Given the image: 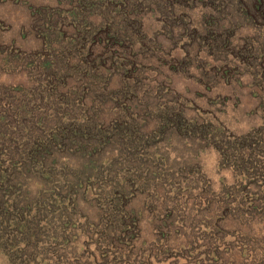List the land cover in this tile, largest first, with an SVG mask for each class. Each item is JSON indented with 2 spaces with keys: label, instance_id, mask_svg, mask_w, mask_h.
Returning a JSON list of instances; mask_svg holds the SVG:
<instances>
[{
  "label": "rangeland",
  "instance_id": "rangeland-1",
  "mask_svg": "<svg viewBox=\"0 0 264 264\" xmlns=\"http://www.w3.org/2000/svg\"><path fill=\"white\" fill-rule=\"evenodd\" d=\"M2 86L0 264H264V0H0Z\"/></svg>",
  "mask_w": 264,
  "mask_h": 264
},
{
  "label": "trees",
  "instance_id": "trees-1",
  "mask_svg": "<svg viewBox=\"0 0 264 264\" xmlns=\"http://www.w3.org/2000/svg\"><path fill=\"white\" fill-rule=\"evenodd\" d=\"M82 8V7H81ZM80 14V13H77ZM83 15V14H82ZM73 19L76 21L73 23V28H74V33L73 35V39H71V42H81L80 40H83L84 43L87 42V40L90 37V43L89 44H93L97 41V43H101L104 41H110L112 39L111 36L115 37L114 34L110 33L109 36L106 35V38H103L102 36H99V33H95V31L92 32L93 27H89L87 28V24L86 21L87 19L84 17H76V14H73ZM90 26H92V24H90ZM109 37V38H108ZM92 41V43H91ZM84 45V44H83ZM90 49H92V46H89ZM83 48V47H82ZM81 57L80 60L82 62H85L87 60V57L83 54L80 53ZM91 55V54H89ZM68 57V55H67ZM68 59V58H67ZM50 61L46 60L44 62V66L47 68H52V66L49 63ZM54 62V61H53ZM52 63V60H51ZM3 88V90H2ZM2 88H0L1 90V95H0V167L4 166V165H8L6 170L1 171L3 173H6L7 171H10V173H7L4 176H0V181L2 183L0 189H2V194L5 192H9L11 195H15L13 194L14 192V187H17V185L15 184H11L12 181L9 182V184L6 183V181L11 180V174H16V173H22L23 171H28L30 169H33V173H35L38 178H42L41 182L45 183L47 182V180H51L54 181L55 178V174H56V169H52L51 168V163L49 160L44 161L45 159L42 158H49L50 153L47 151V149H45V146L40 147L41 143L35 146L33 145L31 149H29V146L25 147L24 144H20L17 143L16 141H18L17 139L12 140L13 142L7 141L11 135L14 134L19 135L20 133L17 132L16 133V129L15 128H11L10 125L8 124L9 121V117L8 115L5 113L10 112V113H16L13 111V105H12V101L18 99H21V96H23V94L21 93L19 87H13L11 88V86H2ZM25 89V88H24ZM23 88H21V90L26 93V91ZM43 91H41V93L44 92V89L42 88ZM54 97V94H52ZM51 96V95H49ZM62 98V96H61ZM6 99L7 104H2L3 100ZM72 109V108H70ZM98 119V118H97ZM85 122L88 123V120L91 121L92 117H90L89 113L85 115ZM75 123V122H72ZM93 122H90L89 125L91 127ZM98 125V124H97ZM97 125H93L96 126ZM82 126L79 127V129ZM78 129V130H79ZM13 131V132H12ZM89 132H92L89 129ZM84 133V132H83ZM83 133H77V135L82 134ZM104 134L103 132H99ZM106 136L104 135L102 139H104ZM28 150V151H27ZM45 162V163H42ZM42 163V164H41ZM49 164V165H46ZM46 166H48V169L43 170V168ZM40 167V168H39ZM35 168V169H34ZM39 168V169H38ZM57 184V182H56ZM12 191V192H11ZM1 199V197H0ZM53 204V203H52ZM43 207L45 208L46 205H43ZM4 211V209L2 210ZM24 229V228H23ZM32 229H30V232H27L26 229H24V234L26 237V241H30L29 243H33L34 241V236Z\"/></svg>",
  "mask_w": 264,
  "mask_h": 264
}]
</instances>
